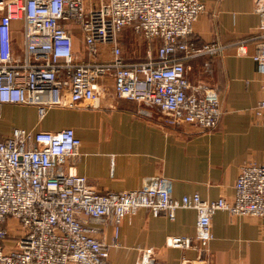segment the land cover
I'll return each mask as SVG.
<instances>
[{"label": "built area", "instance_id": "1", "mask_svg": "<svg viewBox=\"0 0 264 264\" xmlns=\"http://www.w3.org/2000/svg\"><path fill=\"white\" fill-rule=\"evenodd\" d=\"M204 10L201 0H0V121L6 104L34 105L42 119L53 107L98 103L111 84L119 98L139 103L141 115L155 110L171 126L216 129L223 115L219 92L192 83L185 66L186 59L219 50L193 40ZM255 11L261 41L252 58L264 77V0H255ZM126 27L158 42L156 54L149 48L142 60L124 59L118 37ZM76 29L86 61L75 51ZM239 54H247L245 44ZM255 115L264 127V82ZM81 146L71 127L0 132V264H111L122 219L141 208L172 220L180 208L195 209L194 237L173 236L168 244L198 251L201 264H209L218 211L260 218L264 228V160L243 164L232 199L176 198L163 175L137 189L98 192L70 161ZM104 219L114 224L112 243L97 236L94 223ZM154 254L146 249L136 264H193L158 261Z\"/></svg>", "mask_w": 264, "mask_h": 264}, {"label": "crops", "instance_id": "2", "mask_svg": "<svg viewBox=\"0 0 264 264\" xmlns=\"http://www.w3.org/2000/svg\"><path fill=\"white\" fill-rule=\"evenodd\" d=\"M201 1L205 10L195 24L193 40L197 46L215 43L219 50L211 56L186 59L185 66L188 77L189 71L197 76L192 83H204L219 92L223 115L213 131L192 124L168 125L155 110L151 116L141 115L139 103L119 98L111 85L98 103L53 107L42 119L34 105L6 104L0 132L8 135L12 127L31 131L73 128L82 146L70 161L98 192L137 189L148 178L163 175L172 180L176 198L199 193L206 200L232 199L243 164L264 160V127L255 115L264 77L252 58L261 41L260 16L255 0ZM241 44L246 45L245 55L239 54ZM197 219L195 209L180 208L172 220L141 208L122 219L119 244L111 247L109 260L136 264L142 252L154 249L158 261L201 264L198 251L168 244L173 236L194 237ZM94 224L99 228L97 236L112 243V220ZM212 232L214 239L206 255L209 264H264L260 218L220 210L212 219Z\"/></svg>", "mask_w": 264, "mask_h": 264}, {"label": "rangeland", "instance_id": "3", "mask_svg": "<svg viewBox=\"0 0 264 264\" xmlns=\"http://www.w3.org/2000/svg\"><path fill=\"white\" fill-rule=\"evenodd\" d=\"M76 33L79 36V38L75 44V51H76L77 55L82 59V58H85V55H87V54L83 48L82 38H80V36H81L80 30L76 29ZM118 39H119L120 47L122 49V55H123L124 59H126L127 61H139V60L144 59L148 55L149 48H151L152 54L154 55V54H156V50L159 47L158 42L147 41L141 34L137 33L133 29V27H126L125 29H123L120 32ZM109 51H107V54H106L107 57L110 54ZM106 59H108V58H106ZM195 78H197L195 73L192 74V72L190 73V71H189V79L194 80ZM196 84H197V82H196ZM110 86H111V84H110ZM14 125H15V123H13V126ZM12 128H14V127H12Z\"/></svg>", "mask_w": 264, "mask_h": 264}]
</instances>
